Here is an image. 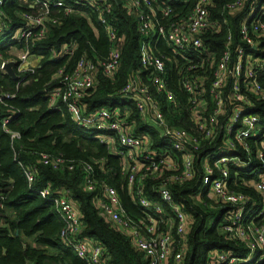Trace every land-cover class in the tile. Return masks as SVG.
<instances>
[{
    "label": "built area",
    "instance_id": "obj_1",
    "mask_svg": "<svg viewBox=\"0 0 264 264\" xmlns=\"http://www.w3.org/2000/svg\"><path fill=\"white\" fill-rule=\"evenodd\" d=\"M5 1L0 0V36L10 29L2 13ZM20 1L30 10L21 16L23 25L14 29L18 39L43 38L49 24L77 12V8L94 12L96 21L106 32L110 44L107 55L97 63L82 56L71 74L47 93L51 107L56 108L59 101L64 103L78 125L114 133L113 137L108 134L98 137L106 141L112 154L127 162L128 193L147 213L140 221L127 217L116 190L104 185L96 201L105 220L126 234L148 264H169L170 260L180 262L193 219L173 200L166 185L170 180L182 184L193 178L196 150L202 146V141L211 144L218 138V144L212 146L202 159L200 185L206 187L208 198L224 208L220 215L221 230L229 238L244 242L249 255L246 259H239L225 250H211L206 255V264H237L248 261L257 252L259 260H264V115L256 112L253 103V98L264 99V0H231L224 3L218 15L211 11L212 0H181L184 4L190 3L184 12L173 9L174 0H120L122 7L136 19L142 35L140 64L147 80L169 105L177 109L181 104L174 91L167 86L165 62L168 60L175 64L176 71L182 73L180 86L187 98L184 110L197 127L198 135L167 125L156 97L142 81L141 70L132 72L119 92L131 100L141 118L158 129L170 147L180 153L179 165L164 152L157 158L159 154L150 150L148 138L135 135L125 127L126 123L118 117L117 110L113 111L114 114L105 108L85 113L82 99L93 86L98 69L112 76L118 67L121 38L114 25L116 17L112 15L114 0ZM225 14L232 17L238 15L235 30L226 28L228 20ZM224 28L223 48L217 54L206 45L205 36L219 33ZM239 34L242 44H239ZM161 41L170 49L171 56L158 49ZM61 49L62 54H72L75 44H64ZM20 51L21 56L10 59L14 62L13 67L16 66L19 72L32 71L34 67H27L26 63L30 55L28 48ZM7 61L0 53V70L5 73L4 64ZM11 97L10 93L0 95V99ZM9 119V116L5 117L1 124L10 138L16 139L18 133L6 126ZM40 161L55 168L64 162L60 156L43 153L40 154ZM228 166H235L239 173L250 169V179L239 178V184L251 187L262 196L260 205L247 192L229 186ZM83 168L88 171L90 165L86 164ZM163 168L171 173L157 188L161 203H155L144 196L141 178L159 173ZM24 173L31 186L35 169L26 167ZM93 187L91 180L86 178L85 188L93 190ZM39 194L53 202L62 222V240L84 264H103L102 248L89 239L79 237L82 222L67 197L68 191L44 187ZM165 206L169 211L165 210Z\"/></svg>",
    "mask_w": 264,
    "mask_h": 264
},
{
    "label": "trees",
    "instance_id": "obj_2",
    "mask_svg": "<svg viewBox=\"0 0 264 264\" xmlns=\"http://www.w3.org/2000/svg\"><path fill=\"white\" fill-rule=\"evenodd\" d=\"M229 1L212 0V13L218 15L224 3ZM189 5L181 0L172 1L173 9L177 12L186 11ZM77 9V12L62 17L57 23L49 24L43 38L18 39L14 29L23 25L21 16L30 9L20 0H7L2 5V13L10 24V29L0 36L2 57L10 58L12 56L9 52L12 49L27 47L29 54L39 56L40 61L32 71L19 72L16 66L13 67L17 79L0 70V95H13L11 98L0 99V264H84L60 237L62 222L55 206L39 194L44 187L68 191L67 197L82 222L79 237L89 239L102 248L103 264H148L142 252L132 246L126 234L106 221L97 207L96 197L104 185H109L116 190L127 217L140 221L145 219L147 213L128 193L125 173L127 162L112 154L106 141L98 137L102 134L113 137L114 133L90 130L78 125L64 103L59 101L56 108L51 107L47 96L51 89L60 85L66 75L71 74L82 56L97 63L107 55L110 44L104 28L96 21L95 13L86 8ZM112 15L116 17L114 25L121 38L118 67L112 76L98 69L93 86L82 99L85 113L105 108L114 114L113 111L117 110L118 117L126 123L125 127L135 135L148 138L150 150L159 154L157 158L164 152L179 165L180 153L173 150L159 130L141 118L135 104L119 92L129 75L141 70L142 81L156 97L167 125L198 135L197 127L184 110L187 98L180 86L182 73L176 71L175 64L168 60L165 62L167 86L174 91L181 104L180 109H177L169 105L147 80L146 72L140 64L142 35L138 31L136 19L122 7L120 0H114ZM225 16L228 20L226 28L235 30L238 15ZM226 28L205 36L206 45L217 54L222 51ZM71 43L75 44L73 53L62 54V46ZM239 44H242L240 34ZM157 47L164 55L171 56L164 42H159ZM60 70L62 72L58 74ZM253 103L256 112L264 115V99L253 98ZM7 116L10 119L6 126L18 133L16 139H11L1 124ZM219 141L218 138L211 144L202 141V146L195 152L193 178L182 184L170 180L166 185L173 200L193 219L181 261L170 260L169 264H206V255L211 250H225L239 259H246L249 255L244 242L229 238L221 230L220 215L224 208L208 198L206 187L200 185L202 159ZM42 153L60 156L64 162L56 168L44 164L40 161ZM86 164L90 165L88 171L83 168ZM26 167L35 169V179L31 186L25 177ZM228 168L229 186L247 192L260 205L262 196L251 187L239 184V178L250 179V169L239 173L235 166ZM170 173L163 168L159 173L143 176L141 186L144 196L155 203H161L157 188L165 183ZM86 178L93 183V190L85 188ZM206 207L221 210L210 225L208 219L212 212L207 211ZM165 210L169 211L167 206ZM149 212L152 213L151 210ZM259 258L257 252L248 261H239L237 264H264V260Z\"/></svg>",
    "mask_w": 264,
    "mask_h": 264
},
{
    "label": "rangeland",
    "instance_id": "obj_3",
    "mask_svg": "<svg viewBox=\"0 0 264 264\" xmlns=\"http://www.w3.org/2000/svg\"><path fill=\"white\" fill-rule=\"evenodd\" d=\"M9 54L14 59H17L19 56H21V51L12 50L9 52ZM27 67H33V65H27ZM200 191L201 190H199V193ZM199 193L197 196H199ZM206 210L212 212V215L208 219V225H210L219 216L221 210L220 208H209V207H206Z\"/></svg>",
    "mask_w": 264,
    "mask_h": 264
},
{
    "label": "crops",
    "instance_id": "obj_4",
    "mask_svg": "<svg viewBox=\"0 0 264 264\" xmlns=\"http://www.w3.org/2000/svg\"><path fill=\"white\" fill-rule=\"evenodd\" d=\"M12 50H16V51H20V50H17V49H12ZM11 50V51H12ZM10 55V54H9ZM7 60H10V59H12V57H10V58H6ZM39 61H40V57L39 56H37V55H29L28 56V58H27V60H26V63H27V65H33V67L35 68V67H37L38 66V63H39ZM210 198V197H209ZM192 227V226H191ZM191 229V228H190ZM260 255V254H259Z\"/></svg>",
    "mask_w": 264,
    "mask_h": 264
},
{
    "label": "water",
    "instance_id": "obj_5",
    "mask_svg": "<svg viewBox=\"0 0 264 264\" xmlns=\"http://www.w3.org/2000/svg\"><path fill=\"white\" fill-rule=\"evenodd\" d=\"M13 65H14V62L11 61V60H9V61L5 62V64H4V69H5L6 73H7L9 76H11V77L14 78V79H17L18 76L16 75V73H15V71H14V69H13ZM48 133H50V132H48Z\"/></svg>",
    "mask_w": 264,
    "mask_h": 264
}]
</instances>
